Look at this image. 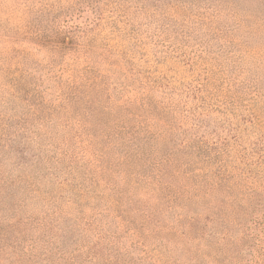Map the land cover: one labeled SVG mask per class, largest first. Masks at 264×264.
<instances>
[{"label": "rangeland", "instance_id": "rangeland-1", "mask_svg": "<svg viewBox=\"0 0 264 264\" xmlns=\"http://www.w3.org/2000/svg\"><path fill=\"white\" fill-rule=\"evenodd\" d=\"M250 112L264 0H0V264H264Z\"/></svg>", "mask_w": 264, "mask_h": 264}, {"label": "trees", "instance_id": "trees-1", "mask_svg": "<svg viewBox=\"0 0 264 264\" xmlns=\"http://www.w3.org/2000/svg\"><path fill=\"white\" fill-rule=\"evenodd\" d=\"M201 103L204 107V104H206V98L203 96L201 97ZM201 106V108H202ZM224 109V108H223ZM251 110V109H250ZM225 113L226 118L228 116L226 115L227 112L223 111ZM200 114H203L202 111H200ZM250 119H246L253 128L258 127V131L255 137V140L253 141V153L244 154L242 158H246V161L244 162V165H242V161L234 162L230 159V152L229 149H225V143L221 145H216L214 148V153H211L208 155L207 160L208 162L212 163V165H216V173H215V187L218 188V186H225L226 187V194L229 196H233L235 193V190L237 189V197H240V194H244V190L248 189L250 192H255L258 190V186H262L261 183L264 182V131L262 130L261 120L257 116L255 112H250ZM245 120V121H246ZM203 144V143H202ZM200 145L198 147V150L207 151V148L203 147V145ZM224 148V149H223ZM244 150V149H243ZM227 162H233L231 164V168H229V165ZM188 163H192V160ZM245 183L243 187L239 186V182ZM230 182L233 183V185L230 184ZM212 183V182H211ZM213 184V183H212ZM230 184V185H229ZM264 190V187H263ZM205 197L206 195H211L210 192L205 191ZM259 193V192H258ZM258 194H250V197L248 199H251V201H256L254 207H261V198H258ZM236 207L232 208L235 210ZM220 221L225 225V227H229V220L226 216H222L220 218Z\"/></svg>", "mask_w": 264, "mask_h": 264}]
</instances>
